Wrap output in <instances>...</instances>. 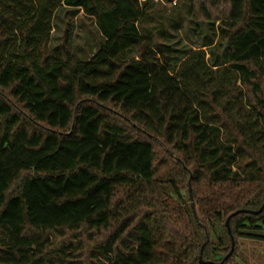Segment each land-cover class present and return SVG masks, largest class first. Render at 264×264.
I'll return each mask as SVG.
<instances>
[{"label": "trees", "instance_id": "16d2710c", "mask_svg": "<svg viewBox=\"0 0 264 264\" xmlns=\"http://www.w3.org/2000/svg\"><path fill=\"white\" fill-rule=\"evenodd\" d=\"M150 1L0 0V264H235L264 242V212L239 214L225 260L227 219L264 204V0L201 2L210 60L154 44ZM64 8L102 37L85 61L52 47Z\"/></svg>", "mask_w": 264, "mask_h": 264}, {"label": "rangeland", "instance_id": "374dc122", "mask_svg": "<svg viewBox=\"0 0 264 264\" xmlns=\"http://www.w3.org/2000/svg\"><path fill=\"white\" fill-rule=\"evenodd\" d=\"M201 2L203 0H151L148 18L140 24V29L154 44H169L178 48L186 47L193 51L202 50L207 53V60H210L209 48L202 47L205 32L197 36L194 31V22L202 21V14L199 11ZM227 11L226 4H220L217 11H213L214 18H221ZM214 21L218 27L220 21L217 19ZM53 25L52 47L62 45L65 38L69 37L73 53L78 61L89 59L103 42L95 22L85 16L82 10L66 8L59 10ZM178 26L182 27L176 29ZM238 85L243 87L249 96L252 95L250 87L241 85V82ZM115 117L116 120L119 119L116 114ZM157 156L159 160L163 157L161 150H157ZM159 169L160 174L168 172L166 168L160 167ZM80 238L87 241L86 235H80ZM86 241H84L85 244H87ZM235 264H264V242L240 239Z\"/></svg>", "mask_w": 264, "mask_h": 264}, {"label": "water", "instance_id": "95a60500", "mask_svg": "<svg viewBox=\"0 0 264 264\" xmlns=\"http://www.w3.org/2000/svg\"><path fill=\"white\" fill-rule=\"evenodd\" d=\"M189 193H190L192 209H193V212L195 213V206H194V202H193L191 186H189ZM263 212H264V204L262 205V207L258 211H249V210L238 211V212H235L234 214H232L227 219V221H226V229H227V232H228V234H229V236L231 238V250H230L229 254L226 256L225 260H228L233 255V253L235 251V245H236L235 239H234V237L232 235L231 226H230L231 219L234 218L235 216L239 215V214L260 215ZM205 246H206V243L201 248V255L199 257V260H200L201 263H203L202 252H203V249L205 248Z\"/></svg>", "mask_w": 264, "mask_h": 264}]
</instances>
